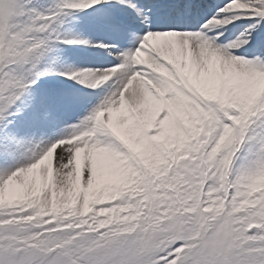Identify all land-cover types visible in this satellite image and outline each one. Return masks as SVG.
I'll return each mask as SVG.
<instances>
[{
  "label": "snow or ice",
  "instance_id": "1",
  "mask_svg": "<svg viewBox=\"0 0 264 264\" xmlns=\"http://www.w3.org/2000/svg\"><path fill=\"white\" fill-rule=\"evenodd\" d=\"M0 264H264V0H0Z\"/></svg>",
  "mask_w": 264,
  "mask_h": 264
},
{
  "label": "bare ground",
  "instance_id": "2",
  "mask_svg": "<svg viewBox=\"0 0 264 264\" xmlns=\"http://www.w3.org/2000/svg\"><path fill=\"white\" fill-rule=\"evenodd\" d=\"M75 86L78 87V88H81L82 87V88H84V90L88 91V89L86 88V86H82V85H79V84H76Z\"/></svg>",
  "mask_w": 264,
  "mask_h": 264
},
{
  "label": "rangeland",
  "instance_id": "3",
  "mask_svg": "<svg viewBox=\"0 0 264 264\" xmlns=\"http://www.w3.org/2000/svg\"><path fill=\"white\" fill-rule=\"evenodd\" d=\"M86 91V90H85Z\"/></svg>",
  "mask_w": 264,
  "mask_h": 264
}]
</instances>
